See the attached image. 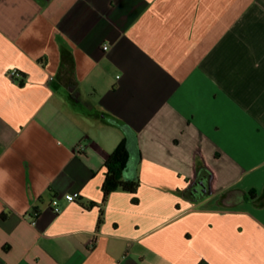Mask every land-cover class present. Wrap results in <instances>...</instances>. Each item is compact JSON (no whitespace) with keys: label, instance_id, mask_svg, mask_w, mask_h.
Listing matches in <instances>:
<instances>
[{"label":"crops","instance_id":"crops-1","mask_svg":"<svg viewBox=\"0 0 264 264\" xmlns=\"http://www.w3.org/2000/svg\"><path fill=\"white\" fill-rule=\"evenodd\" d=\"M0 264H264V0H0Z\"/></svg>","mask_w":264,"mask_h":264},{"label":"trees","instance_id":"trees-1","mask_svg":"<svg viewBox=\"0 0 264 264\" xmlns=\"http://www.w3.org/2000/svg\"><path fill=\"white\" fill-rule=\"evenodd\" d=\"M112 124L123 129L127 130L125 124L120 120H113ZM128 137H126L122 143L118 146V148L110 154L108 159L105 162L106 169V178L103 185V191L105 197H107L110 193L116 190H124L130 193H136L139 187L138 180H124L123 174L127 169V166L130 161V151L128 148ZM200 171L207 172V170L203 167L198 169V174L200 175ZM209 173V172H208ZM253 195V192H251ZM137 201L136 198H134Z\"/></svg>","mask_w":264,"mask_h":264},{"label":"built area","instance_id":"built-area-1","mask_svg":"<svg viewBox=\"0 0 264 264\" xmlns=\"http://www.w3.org/2000/svg\"><path fill=\"white\" fill-rule=\"evenodd\" d=\"M104 48H105V49H108L107 46H105ZM10 75H11L12 78H16V77H20V76H21V73H20L18 70H12L11 73H10ZM76 149H77V152H81V151H83V150L85 149L84 143H80V144L77 146ZM65 198H66V200H67L68 202H74V201L77 200V196L74 195V194H67V195L65 196ZM52 205H53V209H54V211H55L56 213H59V212L61 211L62 208H61V205H60V203H59V201H58L57 199H54V200L52 201ZM27 218H28V217H27ZM29 221H30V224H31L32 226H35V224H36V221H35V220L30 219Z\"/></svg>","mask_w":264,"mask_h":264}]
</instances>
